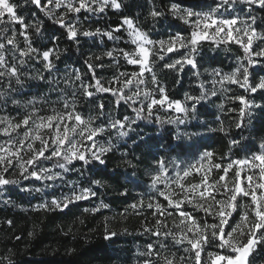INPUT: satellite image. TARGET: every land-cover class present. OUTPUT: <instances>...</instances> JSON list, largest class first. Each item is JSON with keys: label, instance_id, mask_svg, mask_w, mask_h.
Segmentation results:
<instances>
[{"label": "snow or ice", "instance_id": "1", "mask_svg": "<svg viewBox=\"0 0 264 264\" xmlns=\"http://www.w3.org/2000/svg\"><path fill=\"white\" fill-rule=\"evenodd\" d=\"M214 5L209 6L207 12L184 7L176 0H169L163 7L153 5L149 12L153 21L170 15L191 28L187 37L177 32L169 35L167 40H153L128 16L122 17L116 27L108 30H83L79 27L77 17L81 12L100 14L108 7L120 9L118 0H22L20 6L15 0H0V98L6 97L0 101V137H3L0 140V189L18 185L20 178L64 182V174L74 170L70 166L77 161L84 165L93 161L105 164L103 157L116 148L106 137L115 133L118 138L131 139V134L135 132L133 126L139 127L137 121L184 125L190 116L195 118L198 105L217 96V84L219 90L231 91L224 87L228 83L247 93L230 96L229 100L239 101V107L228 111L237 113L233 118L236 128L246 126V116L250 124L252 109L264 108V105L251 99L257 92L264 94V76L250 72L256 65L264 67V47L261 46L264 44V29L258 31V18L252 14L256 9L264 10V0H214ZM241 5L247 10V15L243 17L234 14ZM29 8L32 10L25 16L22 9ZM38 13L64 29L66 38L77 45L80 37H106L115 42L122 39L116 34L123 30L135 48L129 51L115 47L87 57L84 60L87 78L78 69L71 75L57 77L54 73L59 69L55 61L60 59V49L55 42L59 37H48L51 46H36L45 31ZM205 40H212L217 46L238 45L243 49L244 56L230 73L213 69L210 88H205V83L201 82L198 95L185 94L183 101L171 99L166 86L154 71L156 62H160L162 69L177 73L182 72L185 65L196 69L198 45ZM181 49H187V52L181 53L178 59L172 60L168 55L179 53ZM121 58L124 63L137 66L138 71H120ZM106 59L112 69L109 80L97 75L98 70L102 73L105 69ZM36 65L40 70L33 74L31 69ZM194 75L200 76L199 71ZM32 81L41 82L37 86L42 90L30 98L20 99L27 95L24 90L33 86ZM101 93H108L114 98L115 108L122 103L126 105L134 117L117 116L106 110L99 99ZM81 99L94 106L87 115L78 110ZM9 104L14 106L11 111ZM154 109L171 110L179 115L164 120L154 114ZM211 131L230 134L223 121L219 128ZM194 135L196 133L177 131L176 138L191 140ZM102 139L104 143L99 142ZM240 143L233 138L230 150L240 146ZM260 149L250 157L235 160L230 156L215 159L214 153L207 150L187 162L154 155L148 174L156 195L147 202L143 197L138 198L125 209V212L131 209L137 215L150 210L153 217L151 226L148 221L142 225V235L146 234L150 239L139 254L142 257L139 264H185L186 259L202 264V254H205L203 264H249L248 258L258 245L264 244V141L260 143ZM134 160L139 162L133 157L132 160L125 159V163L135 169ZM49 162L50 167L46 166ZM193 175L199 176V183L188 180ZM90 183L103 187L99 179ZM34 190L42 191L41 188ZM96 195L91 187L77 192L73 186L70 195L54 198L50 203L45 201L37 205V210H63L75 201ZM157 197L163 198L166 204ZM245 198L248 202L238 213L239 220L226 232L225 226L229 225L233 213L240 207L239 201ZM4 203L11 201L5 200ZM107 207L104 203L100 205V208ZM199 213H203V218H198ZM172 216L176 219L170 228L167 218ZM3 223L9 228L13 226L11 219H5ZM104 232L105 239L117 235L107 225ZM15 239L20 240L21 237L17 235ZM169 239L174 245L186 244L183 250L189 255L178 257L170 251L167 246ZM208 247L217 251L205 253ZM0 264H13L11 253L0 257Z\"/></svg>", "mask_w": 264, "mask_h": 264}, {"label": "rangeland", "instance_id": "2", "mask_svg": "<svg viewBox=\"0 0 264 264\" xmlns=\"http://www.w3.org/2000/svg\"><path fill=\"white\" fill-rule=\"evenodd\" d=\"M132 1L133 0H124L125 3H130ZM145 1L149 5L148 9L151 10L154 5L153 3L154 0H145ZM186 1L194 2L196 6H193L191 4H182V3L180 4L184 7L193 8L195 11L207 12L209 10V6L212 7L215 6L214 0H186ZM242 8L244 9V11H241ZM56 11L60 12L62 11V9ZM234 14H239L242 17L246 16L247 15L246 6L243 5L238 6L235 9ZM252 14L257 16L258 18L257 25L260 26L258 28V31L264 29L262 22H260L261 13L256 9ZM160 19H163V17L159 18L158 20ZM177 21H179L180 24L183 25V29L185 31L183 32V34L185 37H187L188 33L191 31V28L188 25H185L179 19H177ZM136 22L141 27L142 30L147 31L149 33L150 38L153 40H157V39L167 40L169 35L177 33V32L173 33L170 30H168L167 32L162 31V32L152 33L151 31L152 28L145 29L141 21L140 22L136 21ZM149 22H153L151 25L156 27L157 23L153 21V19L150 17H149ZM78 24L80 28H82L83 30H87L83 26V24L80 23L79 21ZM209 35H211V32H209ZM129 41L131 43L130 38ZM207 41L208 42L205 43L203 42V44H201V46L199 47L198 50L199 55L196 57L197 68L193 69L191 68V66L185 65L183 69V71L185 70L188 71L189 69H191L194 72L193 74H191L189 70V76H188L189 78L187 80V86L183 90L182 98L175 99L173 96L170 95L169 89L166 87L168 95L171 99L183 101L185 94L198 95L199 85L201 82L205 83V88H210L211 87L210 81L213 78L210 75V73L213 71V69H217L222 73H230L238 66L239 59L243 58L244 56L243 49L240 48L238 45L220 44L219 46H217L214 41L212 40H207ZM209 42L211 43L208 44ZM261 46L264 47V44H262ZM133 47L135 48V45H133ZM186 52L187 49H181L179 53H169L168 55L172 58V60H175L180 58L181 53H186ZM214 54L218 56H222L223 59H225L223 65L214 66L213 64H211V56ZM159 64L160 62H156L154 71L156 72L159 81L163 85H165V83L162 81V78L159 77L158 72L160 70H165V71H175V70L162 69L159 66ZM135 67L137 69H135L134 71H138V67L137 66ZM39 70H40L39 65H36L34 68L31 69L33 74H35V72ZM119 70L124 71L123 68L121 67ZM196 71H199L200 76L194 75ZM250 72H252L254 75L264 76V67L260 65H256L254 68L250 69ZM54 75H56L57 77L64 76L61 74V72L59 73L55 72ZM145 76L147 77L148 74L145 73ZM195 82H197L198 84H196ZM31 83L33 86L31 88H25L24 90L27 95L23 97H19L20 99L23 100L30 98L32 94L39 92L37 90V85L40 84L41 82L32 81ZM216 87L218 89L217 96L211 97L210 100L203 102L201 105H198L195 118H192L190 116L189 121L186 124L177 126L175 124H167V123L159 124L149 121H137L139 127H136L135 125L133 126L135 128V132L131 134L132 136L131 139H129L128 137L118 138L115 136V133H112L111 136L106 137V139L112 140V143L116 145V148L112 152L106 154L105 157H103L105 159V164H100L99 162L96 161H93L92 163L87 165H84L83 162H78V161L74 162V165L70 166L73 167L74 170L64 174L65 176L64 182L56 181L55 183H53V182L37 181L34 179L24 180L23 178H20V183L18 185H9L3 189H0V205L13 206L16 207L17 209L28 208L31 206L37 208V205L44 203L45 201L50 203V201L54 198L60 199L63 195H70L73 186H75V190L77 192H79L81 188L91 187L94 191H96L97 193L96 196L85 200L75 201L74 203L85 201L88 203V207L86 209H90L91 211H93V209H99L102 211L106 210L109 211L108 213H110L108 214V218L115 219L117 221L120 220L122 222V227L117 232V235L115 237L122 239V243L118 246L117 249L125 253L127 256V260L123 261L122 264H139L140 260L142 259V257L139 254L144 251L145 245L150 239L148 235L146 234L142 235V231H143L142 225L145 223V221H148L149 226H151V223L153 222V217L150 214V210L143 211L142 215H137L136 212L131 209L125 212V209L128 207L130 203L135 202V200L138 198L143 197L145 202H147L150 197H154L156 195V190L151 187L149 174H148L150 172L149 165L153 162L154 155H160L165 158L171 157L178 161L183 160L187 162V161L195 160L196 156L202 154L205 150L213 152L215 159H219L221 156H224L226 158L230 156L232 160L244 159L246 157H250L251 154L254 152L261 151L260 143L264 141V132L261 135H257L256 138H253V142L250 143L251 148L244 149L245 138L243 135L246 133L244 127L236 128L233 118L237 115V113L228 111V109L230 108L239 107V101L229 100L230 96L239 95V94L247 95V93H244L243 89L238 88V86L234 84L225 83L224 86L225 89L230 88L231 91L219 90L220 88L219 84H217ZM263 96L264 94L257 92L256 94L252 95L251 99H253L256 104L264 105ZM3 99H6V97L0 98V101H2ZM221 105H223V108H221ZM12 107L14 106L9 104V111H11ZM106 107L108 111H111L112 110L111 108H113L114 106L113 104L108 103ZM122 109L126 113L125 115L134 117V113H132L131 110L126 105H124ZM262 109L264 108L252 109L250 124L247 123L249 117L247 116L245 117L246 124L249 125V128L251 127V124L255 120V117L258 115L259 111ZM78 110H80L79 106H78ZM12 114L15 115L14 112ZM154 114L164 120H167L169 117L174 118L176 115H179L175 112H172L171 110H165V109H160L158 111L154 109ZM221 121H223L224 126L228 128L230 133L229 135H225L224 133L218 131H211V129L219 128ZM177 131L181 133L186 132L189 134L196 133V135L192 136L191 140L187 138H184L182 140H177L176 138ZM155 135L157 138H159L156 144L144 143V141L150 139V137H154ZM164 136L165 138H163ZM168 138H171L172 141H168ZM233 138L240 140L241 143L240 146L233 147L230 150V141ZM2 139L3 137H0V140ZM99 142L104 143L105 140L102 139ZM177 145H180V147H177ZM172 149H176V150L172 151ZM108 155H112L111 157L113 159L112 160L113 164L111 166L112 172H114L115 176L120 175L119 177H121V184H118V186L114 184L113 180L109 178L107 179L102 178L97 175V171H99L106 165V160ZM133 157L138 158L139 161V162H137L136 160L133 161V163H136L135 169L129 167L125 163V159L132 160ZM225 163H227V159H225ZM46 166L50 167L51 162H49ZM169 167H171V165H169ZM121 169L123 170V172H121ZM89 170L94 172L87 173ZM245 171H247L246 168ZM213 175H215V173H213ZM229 175H231V173ZM96 179H99L103 182V187L90 183V181ZM188 180H190L192 183H199V176L193 175L189 177ZM45 184H48L49 186L45 187ZM35 188H41L42 191L37 192L34 190ZM25 189H33V190L25 191ZM122 193H126V195H123ZM17 194L23 196V200H21L20 202L15 199L16 198L15 195ZM157 198L160 200L161 203L166 204V201H164L163 198H159V197ZM5 200H10L11 203L5 204L4 203ZM113 200H121L122 202L118 207H115L111 204L112 203L111 201ZM247 202H248L247 198L239 201L240 207L237 209L236 213H233L231 219L229 220V225L225 226L226 232L230 230L229 226H234V223L239 220L238 213L243 211V205ZM101 203L107 204L108 207L100 208ZM57 210H61V209H57ZM189 210H191L190 206H189ZM198 218H203V213H199ZM129 219L141 220L142 223L141 225L137 226L135 230L132 231L130 228H127L124 225L126 221ZM175 219H176L175 216L167 218V223L170 228L173 226V220ZM211 222L212 220L211 218H209V223ZM124 229H127V231L125 232ZM167 246L168 249L172 252H175L178 257L179 256L187 257V255H189L188 253H185L183 250L184 247H187L186 244L174 245L173 242L169 239L167 241ZM208 251H217V249L214 247H208L205 249V253ZM204 259H205V254H202V264ZM185 264H194V262L186 259Z\"/></svg>", "mask_w": 264, "mask_h": 264}, {"label": "trees", "instance_id": "3", "mask_svg": "<svg viewBox=\"0 0 264 264\" xmlns=\"http://www.w3.org/2000/svg\"><path fill=\"white\" fill-rule=\"evenodd\" d=\"M15 2L18 6L22 5V0H15ZM118 2L121 3L120 10L108 8L100 14L81 12L77 20L87 30H94L95 28L108 30L116 27L122 17L128 16L135 21H141L145 29L152 28V30L150 29L152 33L167 32L168 30L173 33L185 32L183 25L170 15H166L163 19L155 21L157 23L156 27L151 25L153 22H149V5L145 0H133L130 3L118 0ZM176 2L196 6L194 2L186 0H176ZM153 3L157 7H163L169 3V0H154ZM22 10L23 14L28 16L29 11L32 9ZM257 10L261 13L260 22L264 26V10ZM38 15L42 19L45 31L43 39L36 46H51L48 37L53 35L59 37L55 43L60 49V59L55 61V63L59 69L57 72H61L64 76L65 74L71 75L74 70L78 69L87 78L84 65V60L87 57L94 54L98 55L103 50L115 47H123L129 51L134 48L129 41L127 32L123 30L116 34L121 36L122 39L115 42L107 40L106 37H80V43L77 45L66 38L64 29L60 28L53 21L43 17L42 13H38ZM33 39L36 40L35 37ZM203 42L208 41H202L198 45V50ZM224 62L225 59L222 56L215 54L211 56V64L214 66L223 65ZM121 68L126 72H133L137 69L134 65L124 63L122 58ZM189 70L193 74L194 71ZM189 70L180 73L165 70L158 72L159 77L162 78V81L169 89L170 95L175 99L182 98L183 90L187 86ZM97 75L101 76L103 80L111 79L112 69L108 67L107 59L105 69L102 73L98 70ZM195 83L198 84L197 82ZM37 90L41 91L42 89L37 86ZM99 99L105 106L108 103L114 106V98L108 93L99 94ZM78 106L86 115L94 107L93 105H89L85 100H81ZM123 106L122 103L119 108H111L112 114L117 116L125 115L126 113L122 109ZM244 130L246 132L243 135L245 138L244 149H248L251 148L250 143L253 142V138L264 132V109L259 111L251 127L249 128V125L246 124ZM158 140L159 138L155 135L144 141V143L156 144ZM168 141H172V139L168 138ZM111 156L108 155L106 165L97 171V175L113 180L114 184L118 186V184H121V177H119L120 175L115 176L111 170L113 164ZM90 172L93 173L94 171L89 170L87 173ZM121 172H123L122 169ZM15 196L17 201L23 200L22 195L17 194ZM111 202L113 206L118 207L122 201L113 200ZM87 207L88 203L85 201L70 204L63 210L55 209L47 211L37 210L33 206L17 209L13 206L0 205V257H5L11 253L13 264H122L123 261L127 260L126 254L117 249L122 243V239L115 236L111 239H105L104 232L105 225L110 230L118 232L122 227V222L108 218L109 211L99 210L94 212L90 209L85 211ZM5 219L13 221L11 228L3 223ZM141 223V220L129 219L124 225L133 231ZM29 233H32V235H29ZM17 235L21 237L20 240L15 239ZM248 259L249 264H264V244L258 245Z\"/></svg>", "mask_w": 264, "mask_h": 264}]
</instances>
